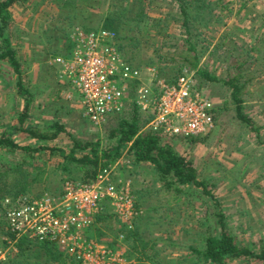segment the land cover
<instances>
[{
    "label": "rangeland",
    "instance_id": "obj_1",
    "mask_svg": "<svg viewBox=\"0 0 264 264\" xmlns=\"http://www.w3.org/2000/svg\"><path fill=\"white\" fill-rule=\"evenodd\" d=\"M211 1L214 3L216 0ZM55 2L24 0L16 6L10 20L11 41L25 71V83L32 94L28 122L41 127L58 121L82 140L99 139L103 146L110 144L107 133L116 125L117 114L100 126L91 125L84 116L79 97L69 84L59 81L57 70L51 63V56L69 54L71 32L76 27L81 28L80 25L69 26L68 21L61 18ZM220 2L227 3V9L231 11L223 10L214 25L207 30L200 29L201 35L197 38L201 41L197 47L199 65L223 78L232 58L244 62L241 68L243 80H248L244 111L259 128L258 132L241 124L233 110L222 109L205 142L187 145L183 141L165 139L193 163L199 178L205 181L209 195H205L201 188L191 187L187 189L186 196H180L178 202L174 201V194L164 191L156 180L152 166L148 163L134 164L126 149L115 167L112 166L113 177L129 180L134 201L141 202V214L147 216L142 220V228L148 230L145 233L147 239L157 240L154 245L157 252L155 260H160L161 264H195L187 246H201L208 228L218 232L217 212L224 215L228 230L239 244L256 249L264 240V0ZM159 4L163 9L167 8L166 4L159 2L153 7ZM106 5L107 1H102L100 10H105ZM215 12L218 15L220 11L216 8ZM92 13L85 21L92 26L89 32L99 30L95 27L98 25L97 14ZM149 27L147 24L145 33ZM149 31L143 38L146 43L139 53L143 62L156 58L153 44L162 41L160 35L157 36L151 29ZM167 34L171 37L166 39L169 43L179 38V30L174 24L168 26ZM13 76L6 63L0 62V134L11 135L17 144L34 146L39 141L21 133L14 134L10 129L24 105V101L15 94ZM195 81L197 85L199 80ZM200 88L216 107H221L228 99V90L220 84H204ZM47 144L68 150L71 143L62 133L57 140ZM36 159L37 165L43 166V173L31 185L29 194L58 196L67 177L57 169L62 159L56 154L50 155L48 151H43ZM0 160L10 162L11 158L0 153ZM93 224L92 218L84 233L86 237L95 240L100 247H109L121 254L126 264H134L137 255H128L120 236L114 237L112 232L102 228L103 235L98 238ZM14 252L16 247L12 242L4 250L0 249V260ZM147 252L153 253V249L148 248ZM34 256L29 255L28 262L57 264L46 257L37 259ZM228 264L258 263L254 260H229Z\"/></svg>",
    "mask_w": 264,
    "mask_h": 264
},
{
    "label": "trees",
    "instance_id": "obj_2",
    "mask_svg": "<svg viewBox=\"0 0 264 264\" xmlns=\"http://www.w3.org/2000/svg\"><path fill=\"white\" fill-rule=\"evenodd\" d=\"M23 1L0 0V62L6 63L11 69L14 75L12 81L15 94L24 101L22 111L16 115V123L11 125L10 129L14 134H24L39 143L34 146L20 145L11 135L0 134V153L11 158L10 162L0 160V249L4 250L12 242L16 247V252L11 255L6 254V257L0 260V264H39V262H28L29 255L32 254H35L37 259L46 257L57 264H77L64 255L55 242H40L26 237L17 238L16 233L11 231L7 224L3 205L5 199L41 196L30 195L29 191L31 185L38 181L37 177L43 173V166L37 165L36 162V158L43 151H48L50 155L56 154L62 159L57 169L67 175L65 180L89 184L95 181L102 170L114 166L126 149L134 164L148 163L152 166L156 180L160 182L164 191L174 194V201L178 202L180 196H186L187 189L191 187L201 188L205 195H209L206 183L199 178L193 163L178 153L171 144L166 143L158 133L145 128L150 116L135 104L136 83L130 85L126 107L116 115V125L107 133L110 144L103 146L99 139L82 140L68 132L58 121L46 123L41 127L28 122L32 94L25 83L26 74L13 47L9 31L12 14L16 6ZM102 1H107L105 10H100ZM157 2L166 4L167 8L163 9L160 4L154 8L153 5ZM55 3L61 18L68 21L69 26L80 25L81 29H85L84 31L92 28L85 21L93 15L92 12H95L98 22L95 27L114 33L117 51L132 67L155 66L158 76L167 82L175 81L183 70L192 71L195 80H199L196 85L198 90H201L200 87L204 84L222 85L228 90V99L221 107L214 106L213 123H217L222 109H231L241 124L249 127L251 131L258 132L259 128L244 111V96L248 81L243 80L241 68L244 62L232 58L233 61L228 62L227 72L223 78L199 65L200 55L197 47L201 45V41L197 38L201 35L200 29L207 30L214 25L220 19L218 17L223 10L226 9L229 13L231 9H227V3L223 4L220 0L214 3L211 0H56ZM216 8L220 11L218 15L215 12ZM156 9L159 10L155 11ZM154 14L162 18L155 17ZM147 24L150 27L145 33ZM170 24H174L179 30V38L169 43L166 39L171 38L167 34ZM149 29L157 36L160 35L162 41L153 44L156 58L143 62L139 53L146 43L143 38L148 35ZM50 55L49 53L48 56ZM53 67L55 68L54 65ZM209 132L195 137L172 139L183 141L187 145H196L205 142ZM62 133H65L70 140L68 150L47 144L57 140ZM33 172L34 176L31 175ZM61 193L60 191L59 194ZM134 205L140 211L141 202L134 201ZM141 213L140 211L131 227H128L120 223L109 206L104 203L93 218L97 237L103 235L102 228H105L112 232L114 237L122 236L121 240L126 244L128 255H137L134 264H161L160 260H155L157 252L154 250V245L157 240L145 237L148 230L142 228V220L147 216ZM215 215L218 232L215 233L208 228L201 246H187L195 264H228L229 260H254L258 264H264V240L256 249L239 244L228 230L224 215L221 212ZM98 224H103L101 225L103 227ZM148 248L153 249V253H148Z\"/></svg>",
    "mask_w": 264,
    "mask_h": 264
},
{
    "label": "built area",
    "instance_id": "obj_3",
    "mask_svg": "<svg viewBox=\"0 0 264 264\" xmlns=\"http://www.w3.org/2000/svg\"><path fill=\"white\" fill-rule=\"evenodd\" d=\"M114 37L110 31L76 27L69 38V54L51 58L59 81L79 97L91 125L100 126L123 111L130 85L136 83L135 104L150 116L146 129L164 139L195 137L212 129L214 103L196 88L192 71L183 70L175 81L167 82L155 66L132 67L117 51ZM104 203L128 227L140 213L130 181L114 178L112 167L89 184L66 180L58 196H21L5 199L3 205L17 238L55 242L77 264H126L121 254L84 235Z\"/></svg>",
    "mask_w": 264,
    "mask_h": 264
},
{
    "label": "crops",
    "instance_id": "obj_4",
    "mask_svg": "<svg viewBox=\"0 0 264 264\" xmlns=\"http://www.w3.org/2000/svg\"><path fill=\"white\" fill-rule=\"evenodd\" d=\"M115 167V166H114Z\"/></svg>",
    "mask_w": 264,
    "mask_h": 264
}]
</instances>
